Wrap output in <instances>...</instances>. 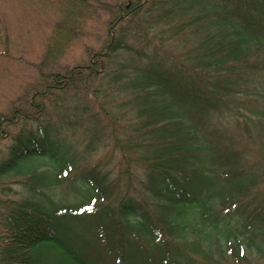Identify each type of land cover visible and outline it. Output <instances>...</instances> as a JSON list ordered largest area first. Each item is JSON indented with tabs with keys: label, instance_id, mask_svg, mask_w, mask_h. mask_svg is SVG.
<instances>
[{
	"label": "trees",
	"instance_id": "16d2710c",
	"mask_svg": "<svg viewBox=\"0 0 264 264\" xmlns=\"http://www.w3.org/2000/svg\"><path fill=\"white\" fill-rule=\"evenodd\" d=\"M103 10L105 47L0 113V264H264V0Z\"/></svg>",
	"mask_w": 264,
	"mask_h": 264
},
{
	"label": "rangeland",
	"instance_id": "374dc122",
	"mask_svg": "<svg viewBox=\"0 0 264 264\" xmlns=\"http://www.w3.org/2000/svg\"><path fill=\"white\" fill-rule=\"evenodd\" d=\"M126 1L129 0H95L94 10L84 12L81 24H71L75 30L79 29L78 33L56 48L54 44H61L58 43V24L73 23L69 20V12L64 13L60 9L61 0H0V113L5 114L13 102L24 95L27 87L40 80L42 70L46 73L63 72L88 63L90 55L107 43V13L103 8ZM73 13L77 15L78 12ZM63 46V53L57 55ZM46 58L48 62L43 64ZM85 120L84 117L83 128L78 131L79 137L83 129L98 124L97 120L96 123ZM105 123L101 115V125ZM109 142V138L101 137L98 153L90 160L101 158L116 175L120 152L106 153ZM9 144L8 139H0V155L6 152Z\"/></svg>",
	"mask_w": 264,
	"mask_h": 264
}]
</instances>
